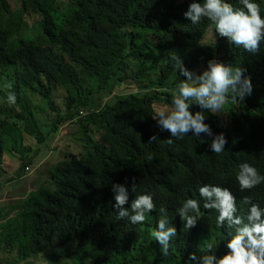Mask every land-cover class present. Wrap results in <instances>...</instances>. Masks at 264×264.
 <instances>
[{"label":"trees","instance_id":"obj_1","mask_svg":"<svg viewBox=\"0 0 264 264\" xmlns=\"http://www.w3.org/2000/svg\"><path fill=\"white\" fill-rule=\"evenodd\" d=\"M192 2L203 0H17L16 9L0 0V163L7 148L22 151L25 136L45 143L44 134L67 124L82 130L87 148L65 156L45 188L0 211V247L7 242L11 248L0 255L31 259L57 247L56 264H194L189 253L211 254L208 243L217 256L227 251L226 228L217 223V210L203 207L200 187L221 184L240 202L248 196L264 209V182L241 190L236 180L244 162L264 175V41L253 55L219 36L206 18L191 23L184 13ZM226 2L243 8L240 0ZM253 2L264 18V0ZM173 57L195 75L215 58L251 77L252 94L242 103L205 113L214 135L223 132L228 141L220 154L210 150L211 137H172L153 119L157 109L173 106V93L186 79ZM158 68L157 92L125 94L102 108L95 102L96 95L122 90ZM60 90L66 92L62 106L56 102ZM9 92H15V104L8 102ZM33 98L42 103L35 113ZM43 113L52 125L42 132ZM113 184L129 188L127 208L136 196L152 195L155 209L143 223L118 218ZM189 198L200 202V213L196 226L186 230L178 210ZM237 209L246 218L249 210ZM165 217V228L177 229L167 256L152 235Z\"/></svg>","mask_w":264,"mask_h":264},{"label":"clouds","instance_id":"obj_2","mask_svg":"<svg viewBox=\"0 0 264 264\" xmlns=\"http://www.w3.org/2000/svg\"><path fill=\"white\" fill-rule=\"evenodd\" d=\"M243 8H234L226 0H203V3L192 2L184 17L193 24H199L202 18H206L215 27L219 36L227 38L230 44L242 46L247 52L256 55L261 52V42L264 41V18L260 14V5L253 0H240ZM246 9V10H245ZM177 68L186 77L182 80L173 93L172 107L159 108L153 117L161 130H167L172 137L183 138L192 133L196 137L205 134L211 137L209 148L212 152L220 154L227 144L223 132L213 133L209 124L205 123V113L213 115L222 113L225 105L239 104L250 96L253 91L251 77H244V69L226 65L213 58L208 61V69L200 75H195L183 66V62L177 57ZM11 89L12 84L8 83ZM7 100L15 104V92H9ZM193 105H198L200 110L194 114L190 110ZM157 137L150 138L152 142ZM172 143V139H168ZM241 190H251L262 182L264 175L248 162L239 165L236 175ZM114 207L118 210V218H128L132 224H141L146 219V213L155 209L151 194L136 196L131 201L130 208L124 207L129 202V188L124 184H113ZM133 183L131 192H135ZM199 194L203 198L200 202L210 211L219 212L217 223L226 228L225 243L227 250L217 256L212 243L205 245L211 254L197 257L195 253H189L188 260L194 264H264V209L258 204L251 203L248 196L241 197V202L235 198L232 192L223 188L221 184H206L199 188ZM200 202L196 199H187L178 210V214L184 221V228L190 230L195 227L200 213ZM250 206H249V204ZM238 208L247 209L246 218L237 215ZM163 211V210H162ZM190 213H196L192 215ZM168 219L159 220L158 229L152 233L155 240L161 245L163 255H168L170 239L175 237L177 229L167 227ZM43 255V254H41Z\"/></svg>","mask_w":264,"mask_h":264},{"label":"rangeland","instance_id":"obj_3","mask_svg":"<svg viewBox=\"0 0 264 264\" xmlns=\"http://www.w3.org/2000/svg\"><path fill=\"white\" fill-rule=\"evenodd\" d=\"M15 9L18 7L17 0H10ZM36 35L32 34V37ZM160 68L157 69L156 74L152 76H145L139 82L132 81L123 85L124 89L119 90L116 87L108 90L101 95H96L95 102L99 108H102L106 104H113L115 98L123 96L125 94L145 95L147 93L157 92L156 80L159 75ZM202 74V72L200 73ZM132 75H135L133 72ZM127 90V92H126ZM66 92L60 90L56 93V99L58 106H62ZM34 105V113L39 110V106L42 104L36 98L31 99ZM2 103H4L2 101ZM0 103V105H2ZM37 107V108H36ZM40 115V114H39ZM41 118L42 124H39V128L47 130L52 124L49 120V114L43 113ZM36 120V114L33 115ZM42 116V115H41ZM38 117V115H37ZM39 118V117H38ZM37 121V120H36ZM82 130L79 131L77 125H63L59 127V131L55 134H49L46 137V142L39 143L38 141L25 136L21 149L22 151L15 153L11 149H6L3 154V159L0 163V211L8 209L25 201L31 193L37 192L41 188H45L47 182H51L52 173L54 167L64 161V157L70 155H77L80 152H85L86 147L82 145L81 138H79ZM77 136L75 137V135ZM21 142V141H20ZM68 153V154H67ZM66 154V155H65ZM21 157L25 160L22 162ZM25 168L29 170V173L21 174L20 169ZM47 189V188H46ZM3 247L0 250L8 252L11 248L7 242H3ZM43 254V255H41ZM38 254V256L28 259L19 255L15 261V255H4V252L0 255L1 264H56L61 263V251L55 247L48 251ZM136 256V253L131 255ZM66 257V256H65ZM8 258L10 261H8ZM50 258V259H48ZM67 260V259H63Z\"/></svg>","mask_w":264,"mask_h":264},{"label":"built area","instance_id":"obj_4","mask_svg":"<svg viewBox=\"0 0 264 264\" xmlns=\"http://www.w3.org/2000/svg\"><path fill=\"white\" fill-rule=\"evenodd\" d=\"M26 173L28 172V169H25Z\"/></svg>","mask_w":264,"mask_h":264},{"label":"crops","instance_id":"obj_5","mask_svg":"<svg viewBox=\"0 0 264 264\" xmlns=\"http://www.w3.org/2000/svg\"><path fill=\"white\" fill-rule=\"evenodd\" d=\"M27 173H29V170H28V172Z\"/></svg>","mask_w":264,"mask_h":264}]
</instances>
